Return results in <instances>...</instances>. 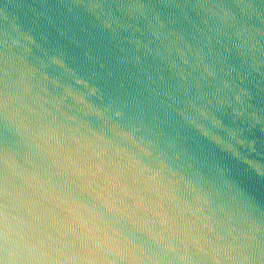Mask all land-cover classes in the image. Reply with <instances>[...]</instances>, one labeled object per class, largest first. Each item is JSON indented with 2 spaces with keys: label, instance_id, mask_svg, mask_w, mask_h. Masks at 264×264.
Instances as JSON below:
<instances>
[{
  "label": "water",
  "instance_id": "95a60500",
  "mask_svg": "<svg viewBox=\"0 0 264 264\" xmlns=\"http://www.w3.org/2000/svg\"><path fill=\"white\" fill-rule=\"evenodd\" d=\"M0 264H264V0H0Z\"/></svg>",
  "mask_w": 264,
  "mask_h": 264
}]
</instances>
